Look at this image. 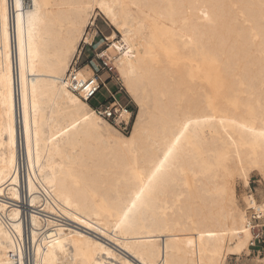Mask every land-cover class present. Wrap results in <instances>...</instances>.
I'll return each instance as SVG.
<instances>
[{"label":"bare ground","instance_id":"6f19581e","mask_svg":"<svg viewBox=\"0 0 264 264\" xmlns=\"http://www.w3.org/2000/svg\"><path fill=\"white\" fill-rule=\"evenodd\" d=\"M97 11L139 104L126 135L103 133L65 81ZM253 170L264 177V0H0V264H26L25 234L30 264H112L64 220L125 248L119 264H223L248 246L234 182Z\"/></svg>","mask_w":264,"mask_h":264},{"label":"rangeland","instance_id":"374dc122","mask_svg":"<svg viewBox=\"0 0 264 264\" xmlns=\"http://www.w3.org/2000/svg\"><path fill=\"white\" fill-rule=\"evenodd\" d=\"M91 17L92 18H91L90 23L87 24L86 34H85V36L88 37L89 41L85 42L84 39L80 40L78 42L77 51L74 54L70 55L69 61H71L72 58L76 59V56L81 53L80 58H79V62H78L79 68L80 67L81 68L82 67L87 68L90 71V76L93 74L92 69L89 67L90 62L92 61L94 63V65H96V67L99 68V70L97 72L94 71V73L100 76L102 81L105 82L106 86L118 91V93L116 94L117 99L120 100L122 103L127 104L128 107L134 111V122H135L136 116H137V113L139 110V104L134 98H132L127 93V91L124 87L122 77L120 76V71H119V67H118L117 55L111 50L106 51V49L113 42L112 39H115V40L120 39L121 34L116 30L115 26L112 25L107 20V18H105L98 11L95 12ZM84 43H86V44H84ZM154 48L155 47H153V49ZM103 51H105L104 55L101 54ZM112 55L114 56V58ZM106 56H108V58L110 59L111 64L115 65V62H116V66L113 68V71L116 73V75L113 74V72L109 73L106 71V69H102L100 67L101 58H99V57H102V59L103 58L106 59ZM87 64L89 66H87ZM116 76L119 79H116ZM61 78H63V75ZM119 87H122V88L119 90ZM141 89H142V92L140 94V98L146 104V106H149L151 93L148 90L145 91L143 88H141ZM106 96H107V90H106V87H103L98 92V94L91 100V102H88V104H89L88 106H91V105H94V104H97V103L103 101L106 98ZM134 122H133L132 128L134 126ZM110 126H111V128L110 127H106V128L104 127L102 129L103 133L105 132V130L110 129V130H112V132H114L116 134H125L126 135V133L120 132L117 127L115 128L112 125H110ZM132 128H131V130H132ZM131 130L127 134H129L131 132ZM251 177H253V179L258 180L257 183L260 186V188L258 189L260 197H258V198L254 194H252V192L250 190L247 189L248 191H246L244 188L248 187V183L246 184L241 179L239 174L235 175L234 185H235V192H236V204H237L238 210L242 214L243 218L245 215L244 214L245 213L244 212L245 211L244 210L245 203H247L248 200L252 199V197L256 200V202L264 204V190H263L264 189V177H263V175H261L256 170H253L249 173L247 182H249V179ZM63 222H65L66 225L72 229L79 230V231L86 233V234H91L92 236L101 239L114 253V256H109V255H106L105 253L102 254V258L106 263L119 264L121 259L131 258V256H129V253L127 252V250H125V248H123L117 242H114L113 240H111L109 238H101L100 236L90 232L87 228H84L78 222H75L73 220H64ZM246 244H247V242H246ZM246 247H247V245H246ZM246 247L241 250V253L225 255L224 260H223V264H250L249 262H246L244 259L253 257V255L248 256L249 254H248V250L246 249ZM254 264H263V262L259 258L255 257V263Z\"/></svg>","mask_w":264,"mask_h":264},{"label":"built area","instance_id":"2783aa9c","mask_svg":"<svg viewBox=\"0 0 264 264\" xmlns=\"http://www.w3.org/2000/svg\"><path fill=\"white\" fill-rule=\"evenodd\" d=\"M86 44V43H84ZM81 54V53H80ZM80 54L76 56L67 71L65 81L68 87L79 94L86 102H91L98 92L106 87L105 82L102 81L99 75L95 74L86 79H80L77 75L79 69ZM102 56V55H101ZM101 58L102 69H106L107 72H113V64L106 56V59ZM94 71H98L99 68L91 61L89 64ZM116 79H119L116 76ZM102 86V87H101ZM122 87H119V90ZM106 98L94 105H91L93 109L104 119L117 127L123 133H128L134 122V111L131 110L127 104L122 103L117 99V91H110L107 89ZM126 112V115H122V112ZM246 222L245 225L250 229V237L248 239V254L253 256H264V206L256 202L255 205H245ZM20 245L22 249V259L26 264H30L33 260L32 247H29L28 238L25 234L20 238ZM20 255L18 253H11V260L7 264H19Z\"/></svg>","mask_w":264,"mask_h":264},{"label":"crops","instance_id":"0c3cea01","mask_svg":"<svg viewBox=\"0 0 264 264\" xmlns=\"http://www.w3.org/2000/svg\"><path fill=\"white\" fill-rule=\"evenodd\" d=\"M106 88L107 89H109L110 91H115L116 92V90H114V89H112V88H109L108 86H106ZM118 92V91H117ZM258 182V180H256V179H253V177H251L250 179H249V182H248V187H245L244 189L246 190V191H248V190H250L251 192H252V194H254L257 198L258 197H260V194H259V192H258V189L260 188V186H259V184L257 183ZM248 189V190H247ZM254 190V191H253ZM264 190V189H263ZM248 256H251V254L250 255H248ZM255 257L256 256H253V257H250V258H246V259H244L246 262H249L250 264H254L255 263Z\"/></svg>","mask_w":264,"mask_h":264}]
</instances>
